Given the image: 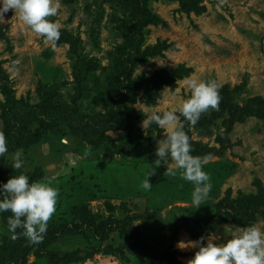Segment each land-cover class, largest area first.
<instances>
[{"label":"rangeland","instance_id":"rangeland-1","mask_svg":"<svg viewBox=\"0 0 264 264\" xmlns=\"http://www.w3.org/2000/svg\"><path fill=\"white\" fill-rule=\"evenodd\" d=\"M183 2L195 7L184 8ZM60 4L49 17L60 26L55 44L13 10L0 22V131L7 141L19 137L28 145L20 148L24 170L42 167L39 181L59 190L56 212L38 245L23 236L12 240L0 213V264H141L121 255L129 239L109 228L113 220H129L151 249L173 250L182 264L201 238L206 243L215 236L219 244L250 225L264 230V0ZM76 62L87 72L82 96L73 77ZM187 78L215 80L228 97L195 126L180 117L193 140L218 152L202 161L212 188L198 208L193 183L169 177L165 164H154L157 142L167 130L156 124L142 128L152 111L171 110L188 98ZM124 81L133 92L124 103L132 127L107 130L106 104L120 86L124 91ZM238 86L243 91L231 98ZM62 115L83 127L74 132ZM15 152L5 155L8 163ZM174 163L169 157L168 166ZM150 165L156 175L145 190ZM8 177L0 173V183ZM213 222L218 226L207 232ZM144 261L172 264L164 258Z\"/></svg>","mask_w":264,"mask_h":264},{"label":"clouds","instance_id":"clouds-1","mask_svg":"<svg viewBox=\"0 0 264 264\" xmlns=\"http://www.w3.org/2000/svg\"><path fill=\"white\" fill-rule=\"evenodd\" d=\"M60 7V0H0V22L4 20L5 13L13 10L35 33L44 37L46 43L55 44L61 36L60 26L49 17H55ZM184 85L190 92L188 98L171 110L152 111L143 118L142 128L146 130L156 124L167 130L166 139L157 142L155 151L158 158L154 164H165L164 174L169 177L179 175L193 183V204L198 208L206 204L212 188L211 177L203 169L202 158L191 155L192 145L180 117L190 126H195L202 114L210 109L219 110L222 85L215 80L196 78H187ZM8 152L6 135L0 131V158ZM88 154L85 153L86 156ZM169 157L175 162L174 166H168ZM11 159L13 169L19 171L24 167L22 149L17 150ZM153 175H156V167L150 165L142 182L143 189L151 190L149 177ZM58 196L59 190L50 182H30L29 176L23 173L12 175L6 183H0V213H12L8 219L11 239L15 241L23 236L30 244L42 243L48 222L56 212ZM215 239V236H210L206 243L203 238L192 242L198 250L188 264H264V230L260 227L250 225L234 236L230 235L223 243H214Z\"/></svg>","mask_w":264,"mask_h":264},{"label":"trees","instance_id":"trees-1","mask_svg":"<svg viewBox=\"0 0 264 264\" xmlns=\"http://www.w3.org/2000/svg\"><path fill=\"white\" fill-rule=\"evenodd\" d=\"M186 6L193 8V7H195V3L194 2H185L184 8ZM81 68H82V65L80 64V62H76V64L73 67V77H74V81L76 82V90L78 92V96L83 95V91H84L83 83L87 79V74H86L87 72H85V73L82 72ZM121 87L122 86H120L119 90H117L115 92V96L112 97L111 99H109L108 103L106 104L107 105L106 110L108 112L107 114L110 116V118L105 122V127L107 128V130L120 128L121 126L126 128V129H130L132 127V124H133L131 112L129 111L127 106L124 105L125 101L129 102L133 99V92L130 89V86H129L127 81L123 82V87H124L123 92L121 91ZM242 91H243V86L236 87L234 90H232L230 92L231 98H233L236 94H238ZM220 96L223 99L228 98L226 95L221 94V92H220ZM252 102H254V101H252ZM27 109L29 111L36 110L33 107H30ZM248 111L249 110L246 111V115H249V114H247ZM61 114H64V112H62L60 114H56V115H61ZM72 117L73 116H69V115L63 116L64 120L69 123V125H70V127H72L73 131L77 132L80 128L83 127V125L78 127V125H79L78 121ZM185 132L188 135V137L190 139V143L192 145L191 155L202 158V161L211 157V156L217 155L218 152L214 148H212L209 145L204 144L200 141L193 140L191 138L189 128H187L185 130ZM41 137H42L41 134L37 135L35 138H33V140H31L30 144L37 143L41 139ZM7 143H8V147H9L8 153L15 152L16 150H18L20 148H24V147L28 146V145L24 144L23 140L20 141L19 137H16L14 139H10L7 141ZM11 165H12V163H8L5 157L0 158V173L6 174L9 176L8 178L2 179L3 183H6L7 180L12 175H18L20 173L28 175L30 178V182L39 181L45 175L44 169L40 166L36 167L33 171H25L24 168H22L21 170L18 171V170L13 169L11 167ZM10 216H12V213L10 211L1 213L3 225L7 229H8V219ZM110 223L111 224L109 225V228L111 230L112 229H119L128 236L129 240H128L127 245H126L125 252L120 251L121 255L123 256L124 259L126 258L125 255L128 254V255L136 257L138 260H140L141 264H147V262H145L144 260L145 259L146 260L151 259V258L152 259L164 258V259H167L172 264H182L181 261L178 259L176 252L173 250L159 253V252L151 249L148 246L147 236L145 235V233L138 226H134L133 224H131V222L129 220H127V219L113 220ZM217 226H218L217 222H215V223L213 222L212 224H209L207 232L215 230ZM17 231L19 232L21 230L18 229ZM121 250H123V249H121ZM128 255H127V257H128Z\"/></svg>","mask_w":264,"mask_h":264}]
</instances>
